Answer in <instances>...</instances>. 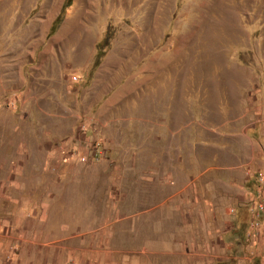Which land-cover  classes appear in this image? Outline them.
I'll use <instances>...</instances> for the list:
<instances>
[{"label": "rangeland", "instance_id": "obj_1", "mask_svg": "<svg viewBox=\"0 0 264 264\" xmlns=\"http://www.w3.org/2000/svg\"><path fill=\"white\" fill-rule=\"evenodd\" d=\"M64 3L0 0V264H264V0Z\"/></svg>", "mask_w": 264, "mask_h": 264}, {"label": "built area", "instance_id": "obj_2", "mask_svg": "<svg viewBox=\"0 0 264 264\" xmlns=\"http://www.w3.org/2000/svg\"><path fill=\"white\" fill-rule=\"evenodd\" d=\"M259 182H264L262 173L259 174ZM250 222L247 231V236L253 241H258L264 236V197L261 196L260 191L258 197L252 200L250 209Z\"/></svg>", "mask_w": 264, "mask_h": 264}, {"label": "crops", "instance_id": "obj_3", "mask_svg": "<svg viewBox=\"0 0 264 264\" xmlns=\"http://www.w3.org/2000/svg\"><path fill=\"white\" fill-rule=\"evenodd\" d=\"M27 166H29V163L25 164H20L19 165V172H22V169L23 171L27 168ZM34 172H37V164L36 166H34ZM36 178H34V199L33 201L31 202L29 200V195H27L28 193H26L25 191H22L20 192V198L18 199L17 201V207H16V210L13 214L14 217L16 218H23V219H27V218H33L34 221H35V225L37 227V174L35 175ZM20 178L19 175L17 176V179ZM20 180V179H18ZM18 183H21V182H18ZM23 187V186H22ZM244 197L245 198H249V194H244ZM15 204V203H14ZM32 208H33V211H32ZM32 211L31 213H29V211ZM248 213V211H247ZM249 214V213H248ZM35 234V232H34ZM36 234H37V231H36Z\"/></svg>", "mask_w": 264, "mask_h": 264}, {"label": "trees", "instance_id": "obj_4", "mask_svg": "<svg viewBox=\"0 0 264 264\" xmlns=\"http://www.w3.org/2000/svg\"><path fill=\"white\" fill-rule=\"evenodd\" d=\"M71 1H72V0H65V3H64L63 9H62V11H61V15H59V16L56 18V20L54 21V23H53V25H52V27H51V33H53V32L56 30L58 24H59V23L61 22V20H62V15H63V13H64L65 8L68 7V6H70ZM100 54H101V53L99 52L98 55L100 56Z\"/></svg>", "mask_w": 264, "mask_h": 264}]
</instances>
